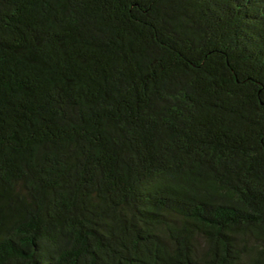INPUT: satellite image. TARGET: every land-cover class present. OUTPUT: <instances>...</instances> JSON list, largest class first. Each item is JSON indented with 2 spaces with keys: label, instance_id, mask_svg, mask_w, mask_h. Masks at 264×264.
<instances>
[{
  "label": "trees",
  "instance_id": "trees-1",
  "mask_svg": "<svg viewBox=\"0 0 264 264\" xmlns=\"http://www.w3.org/2000/svg\"><path fill=\"white\" fill-rule=\"evenodd\" d=\"M0 264H264V0H0Z\"/></svg>",
  "mask_w": 264,
  "mask_h": 264
}]
</instances>
